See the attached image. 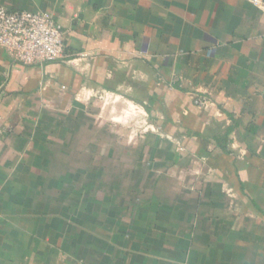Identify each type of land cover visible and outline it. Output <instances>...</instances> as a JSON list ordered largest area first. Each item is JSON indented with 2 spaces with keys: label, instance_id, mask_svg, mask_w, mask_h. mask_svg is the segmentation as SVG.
Returning <instances> with one entry per match:
<instances>
[{
  "label": "crops",
  "instance_id": "0c3cea01",
  "mask_svg": "<svg viewBox=\"0 0 264 264\" xmlns=\"http://www.w3.org/2000/svg\"><path fill=\"white\" fill-rule=\"evenodd\" d=\"M0 6L64 42L0 49V264H264V0Z\"/></svg>",
  "mask_w": 264,
  "mask_h": 264
},
{
  "label": "built area",
  "instance_id": "2783aa9c",
  "mask_svg": "<svg viewBox=\"0 0 264 264\" xmlns=\"http://www.w3.org/2000/svg\"><path fill=\"white\" fill-rule=\"evenodd\" d=\"M0 49L24 64L64 57L63 28L42 10H12L0 6ZM206 98H195L202 106Z\"/></svg>",
  "mask_w": 264,
  "mask_h": 264
},
{
  "label": "trees",
  "instance_id": "16d2710c",
  "mask_svg": "<svg viewBox=\"0 0 264 264\" xmlns=\"http://www.w3.org/2000/svg\"><path fill=\"white\" fill-rule=\"evenodd\" d=\"M21 63V62H20ZM22 64H24V63H22Z\"/></svg>",
  "mask_w": 264,
  "mask_h": 264
}]
</instances>
